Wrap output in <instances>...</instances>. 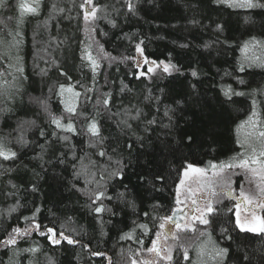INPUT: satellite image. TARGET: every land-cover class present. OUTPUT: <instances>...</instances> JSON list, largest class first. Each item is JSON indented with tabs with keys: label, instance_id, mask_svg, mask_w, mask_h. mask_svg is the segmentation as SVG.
Returning a JSON list of instances; mask_svg holds the SVG:
<instances>
[{
	"label": "trees",
	"instance_id": "1",
	"mask_svg": "<svg viewBox=\"0 0 264 264\" xmlns=\"http://www.w3.org/2000/svg\"><path fill=\"white\" fill-rule=\"evenodd\" d=\"M21 2L6 0L0 7V41H22L18 54L24 69L18 73L15 58L0 56V143L17 153L14 161L0 158V238L14 227H28L24 218L39 208L33 224H41V231H63L79 244L52 245L32 231L18 246L41 251L34 257L22 253L19 264H29V259L49 264V258L54 264H144L152 254L147 249L162 231L160 224L168 222L160 218L171 216L178 206L176 191L186 165L207 167L244 152L238 141L250 130L241 124L251 115L253 99L264 119V67L257 66L264 62V49L242 50L253 37L264 40V9L234 7L225 0H132L135 12H130L126 0H93L100 10L86 24L80 7L84 0H40L38 14L23 17ZM137 45L158 65L153 72L136 68ZM7 50L0 44V52ZM86 51L99 67L93 68ZM161 62L179 71L166 73ZM61 85L72 92L61 94ZM228 86L245 95L227 100L223 90ZM36 98L46 101L63 123L71 121L76 132L50 124ZM66 105L74 106L76 114L70 115ZM93 119L102 140L88 131ZM53 131L57 136L50 135ZM21 135L27 146L18 142ZM64 136L69 139L58 138ZM100 151L106 154L100 156ZM118 167L123 181L112 176ZM235 176L237 195L242 173ZM104 188L112 199L103 204L115 215L92 211L89 196ZM215 191L219 194L221 187ZM213 198L217 211L208 217L206 234L198 235L201 226L197 233L181 232L178 241L171 240L173 260L167 264H202L200 258L217 264L214 246L229 249L225 264H261L264 237L239 230L234 199ZM125 233L134 238L122 239ZM199 244L210 245L212 253L200 255ZM5 251L0 248L3 264L12 255ZM245 254L249 260L243 259Z\"/></svg>",
	"mask_w": 264,
	"mask_h": 264
},
{
	"label": "snow or ice",
	"instance_id": "2",
	"mask_svg": "<svg viewBox=\"0 0 264 264\" xmlns=\"http://www.w3.org/2000/svg\"><path fill=\"white\" fill-rule=\"evenodd\" d=\"M127 7L130 12H135V4L132 2V0H126ZM6 4V0H0V7H4ZM90 6V10L85 11L84 13V21L86 24L90 23L91 21H94L97 19V12L100 10L98 6H93V0H84V3L80 5L81 8H85V6ZM40 6V0H31V3L22 2L20 3L19 7L21 9V17H23L25 14H31V15H37L38 10ZM230 6L234 7H242V8H249V9H264V3H261L260 0H233L232 4ZM55 8V5H53ZM62 11V10H61ZM22 23V20H21ZM112 23L113 27H115V22L110 21ZM195 23V21H194ZM217 29L222 31L221 26H217ZM19 35V33H17ZM22 43L20 40H14L13 43H7L4 41H0V44H6L7 51L0 52V56L7 57L8 59L15 58L17 61L16 64V71L18 73H23L24 69L19 66V45ZM187 45H182V47H186ZM208 47V45H206ZM250 48H260L264 49V40H257L255 37H253L250 41L245 42L243 45V51L247 53V51ZM138 52L141 53L143 56V49L140 47V45H137ZM13 51H15V56L13 57ZM102 51V49H101ZM85 58L92 64L93 68L99 67V64L97 62V59L92 56L90 51L85 52ZM259 59V58H257ZM145 64H151L153 66L156 65L155 61H149L146 57L144 58ZM163 71L166 73L171 74V71H179V69L174 64H163ZM10 67L12 65H9ZM139 66V65H138ZM251 66V64L249 65ZM259 67H264V62H261L257 64ZM244 65L242 64L240 67V71L243 72ZM43 71V70H42ZM154 68L149 67L147 69V72H153ZM2 75V74H0ZM141 76L146 75V73L141 72ZM191 75L193 77H197L198 73L197 71L193 70L191 72ZM22 79H26V77H21ZM239 83L243 84L244 81L240 80ZM67 90L69 92H72L71 88L65 89L63 85L60 86V92L63 94V92ZM74 96L78 97L79 93H73ZM223 95L227 98V100H231L233 96H244L245 93L243 92H237L235 89H233L231 86H228L226 89L223 90ZM108 100L105 99L103 103L105 105L108 104ZM34 103L38 104L44 112H46L49 116V123L52 125H55L57 129H60L65 132H72L75 133L76 129L75 126L69 121L67 124L63 123V118L60 116L53 115L47 105L46 101H42L39 98H36L34 100ZM66 110L70 115L76 114V108L74 106H67ZM165 116L168 115V110L164 113ZM171 119V117H169ZM34 123V122H33ZM149 124H154L155 120L148 121ZM245 125L250 126V130L245 134L244 139L238 141L240 143L241 147L245 149L244 152L238 153L236 157H233L231 161L228 162H221L220 164L215 163H209V165L206 168H201L194 166L193 164H187L184 171H183V178L180 179L179 184L180 186L187 185L188 193H192V184L188 183L191 181L192 183L200 184L202 179H206L208 177L209 171L212 172V176L219 178L220 180H223V183L221 185V192L218 194L215 191L214 184L215 181H208L207 186L210 188L211 195L220 197H228L232 199H241L242 202L248 206H251L250 208L246 209L251 214V219L248 218L245 219V221L242 223L240 219V213H239V207L240 205L237 204V212H236V226L239 228L241 232H247V233H258L261 234L262 237H264V217L256 215L255 209L259 208L261 210H264V119L261 118L260 113L257 111V102L255 99L252 101V111L249 118L242 122L241 127H244ZM88 131L93 137H97L99 140H102V137L100 135V129L98 123L93 119L91 123L87 125ZM167 127V126H166ZM41 136H45L44 130H41L39 133ZM51 136H57V133L53 131L50 133ZM59 139L63 141H67L69 138L67 136L64 137H58ZM188 140L191 141L192 137L189 136ZM19 143H21L23 146H27L28 141L21 137L18 140ZM130 147V146H129ZM41 152H44V145H41ZM106 153L103 151L99 152L100 156H104ZM63 156V154H61ZM0 158H2L5 161L8 160H15L17 158V153L15 151H12L10 149H7L3 143H0ZM38 159L43 160V155L39 156ZM75 159V157H74ZM60 163H64V160L61 158ZM119 164V162H117ZM232 169H241L246 174H249L251 178H256L258 180L256 184V188L258 189V193L256 195H250L245 193L243 189L239 192L238 196L234 195V190L231 187V178L224 180L223 174ZM78 176L79 173H76ZM112 176H119L121 181H123L124 176L122 173V170L118 167L115 172L112 173ZM144 178L141 177V180ZM156 179L161 180L163 177H156ZM13 188L16 187V185H12ZM36 186L33 185V191H36ZM124 193H119L118 198L123 199ZM89 199L92 201V211L99 215H102L105 212L110 213L111 215H115L114 212H112V209L107 208L103 204V200H111L112 197L107 195L106 188L103 190H96L91 193L89 196ZM220 200H217L216 203H220ZM182 201L180 199V191L179 187L177 188V194H176V204H181ZM193 205V215L191 217L192 221H198L202 225H209L211 221L208 219L210 215H214L217 211V209L214 207V202L212 199H209L204 206V208H201L199 206V203L196 199L192 200ZM130 206L135 210V203L130 202ZM12 211H15V209H12ZM40 211L39 208H36L33 212V216L31 218L25 217V221L29 223V226L26 228H20V227H14L10 232L6 234L4 238H0V248L5 249V255H8V250L12 252V255L9 257L7 264H19V261L17 260V257H19L22 253H28L31 256H36L38 252L41 251V249L37 247H27V248H20L19 242L23 239H26L28 236L31 235L32 231H37L41 236H44L48 239V241L52 245H60L62 241H66L69 245H75L79 244V241L74 240L70 238L69 236H66L63 231L57 232L54 228H44L43 231H41L42 225L39 223H32L36 219V213ZM231 211V209H229ZM183 212V209H175L172 212L171 216L162 217L160 218L162 221H169L172 225H174V229H169V235L164 236V240H168L169 238L173 241H178L180 239V233L181 232H191V233H197V229L192 225L185 223L181 220H177L176 217ZM200 213V215H195V213ZM144 215H148V213H144ZM140 228L144 229L145 232L148 231V226L146 224H140ZM165 227V223L160 224V228L163 229ZM225 233L227 232V229H223ZM205 232H199V236L205 235ZM161 233H156V239L151 242V247L147 249L148 252L155 253L157 257H159L161 260H167L171 262L173 260L172 257V251L173 247L172 245H166L165 247H162L160 244L161 241ZM122 239H131L134 238L132 233H125L122 237ZM228 239H231L230 236L227 237ZM138 243H142L137 238ZM183 247V245H181ZM205 245H201L199 249V254L203 255L205 254ZM229 254L228 248H221L218 246H214L213 248V254L212 258L217 261V264H225V261L227 260ZM93 255H99L98 253H93ZM183 258L185 260L188 259V249L185 247L183 252ZM244 260H249V257L247 254L243 257ZM0 264H3L2 261H0ZM29 264H33V261L29 259ZM49 264H54V262L49 258ZM109 264H111V261L109 260ZM135 264V262H134ZM144 264H151L149 261H145ZM261 264H264V257L261 258Z\"/></svg>",
	"mask_w": 264,
	"mask_h": 264
},
{
	"label": "rangeland",
	"instance_id": "3",
	"mask_svg": "<svg viewBox=\"0 0 264 264\" xmlns=\"http://www.w3.org/2000/svg\"><path fill=\"white\" fill-rule=\"evenodd\" d=\"M226 2L228 3H232L233 0H225ZM88 10H90V6L88 7ZM85 11H87L86 7H85ZM145 68H149L148 65H146L144 67ZM143 69V70H144ZM197 167H201V166H197ZM201 168H206V167H201ZM241 172L242 173V178L240 179V190L237 192L239 194V192L241 191V189H243V191H245V193L247 194H250V195H256L258 193V189L256 188V184L258 182V180L256 178H251L249 174H246L244 171H242L241 169H232V170H228L226 171L224 174H223V179L226 180L228 179V177L226 176H229L231 178V187L232 189L234 190V193L236 194V191H235V182H236V174ZM183 178V173H182V177ZM208 181H215L216 183L213 185L215 190L216 188L218 187H221L222 183H223V180H220L219 178H216V177H213L212 176V172L209 171L208 173V177L206 179H202L200 184H196V183H192L191 181H189L188 183H191L192 184V189H193V192L192 193H188V190H187V185L185 186H180V184L178 183V186L177 188L179 187V191H180V199L182 201L181 204H179L176 208H184V207H188V206H192V200L193 199H196L199 203V206L201 208H204V206L206 205L207 201L209 199H212L213 202H214V205H215V200L214 198L212 197L211 195V192H210V188L207 186L208 184ZM176 194H177V191H176ZM234 194V195H235ZM237 194V196H238ZM235 202H236V205L238 204L237 203V199H234ZM236 205H235V214L237 212V208H236ZM240 207H239V213H240V219H241V222L243 223L245 221L246 218H248L249 220L251 219V214L249 211H247L246 209L250 208L251 206H248L247 207H244L242 204H239ZM255 212H256V215L258 216H261V217H264V210H261L259 208H256L255 209ZM195 215H200V213H195ZM191 215L188 214V216L186 217L185 219V223H188V224H192L195 228H197V226H201L203 229H201V232H205V228L207 225H202L200 224L198 221H192L191 219ZM174 229V226L171 225V224H168V222L165 224V227L162 229L161 231V241H160V244L162 247H165L166 245H172L173 247V250H174V245L172 244L171 242V239L169 238L168 240H164L163 237L164 236H168L169 235V229ZM202 244H199V247H198V250L200 249V246ZM212 253V248L210 247V245H207L206 248H205V253ZM172 255H173V251H172ZM155 259H160L159 257L156 256L155 253H152L151 254V258L146 260V261H149L151 262V264H157L158 262H155L157 260H154ZM207 260H211L210 258H208ZM200 261L202 262V264H205L203 259L200 258ZM163 262L165 264H167L169 261L167 260H163Z\"/></svg>",
	"mask_w": 264,
	"mask_h": 264
},
{
	"label": "water",
	"instance_id": "4",
	"mask_svg": "<svg viewBox=\"0 0 264 264\" xmlns=\"http://www.w3.org/2000/svg\"><path fill=\"white\" fill-rule=\"evenodd\" d=\"M88 7L89 6H87L86 5V9H87V11H88ZM146 56H145V54L143 53V56L141 55V53L140 52H138L137 51V57H136V68L139 70V71H142L143 69H144V67L146 66V65H148L149 67H155V66H153V65H151V64H145L144 63V58H145ZM147 58V57H146ZM148 59V58H147ZM149 60V59H148ZM149 61H153V60H149ZM139 65V66H138ZM237 203L238 204H244L243 202H242V200L241 199H238L237 200ZM176 209H183V212H181L177 217H176V219L177 220H181V221H185V219H186V217L188 216V214H189V208L186 206V207H184V208H176ZM192 209H193V206H192ZM193 215V211H191V216ZM168 223L169 224H171V222H169L168 221ZM172 225V224H171ZM174 226V225H173Z\"/></svg>",
	"mask_w": 264,
	"mask_h": 264
},
{
	"label": "flooded vegetation",
	"instance_id": "5",
	"mask_svg": "<svg viewBox=\"0 0 264 264\" xmlns=\"http://www.w3.org/2000/svg\"><path fill=\"white\" fill-rule=\"evenodd\" d=\"M243 206H244V204H243ZM244 207H247V205L245 204V206ZM188 208H189V214L191 215V211H192V206L190 207V206H188Z\"/></svg>",
	"mask_w": 264,
	"mask_h": 264
},
{
	"label": "bare ground",
	"instance_id": "6",
	"mask_svg": "<svg viewBox=\"0 0 264 264\" xmlns=\"http://www.w3.org/2000/svg\"><path fill=\"white\" fill-rule=\"evenodd\" d=\"M238 200V199H237ZM193 206V205H192ZM244 206H245V204H244Z\"/></svg>",
	"mask_w": 264,
	"mask_h": 264
}]
</instances>
